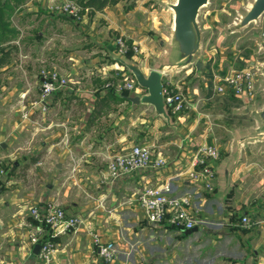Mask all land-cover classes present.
<instances>
[{
    "label": "crops",
    "instance_id": "1",
    "mask_svg": "<svg viewBox=\"0 0 264 264\" xmlns=\"http://www.w3.org/2000/svg\"><path fill=\"white\" fill-rule=\"evenodd\" d=\"M61 1L19 0L13 11H5L12 31L0 41L6 43L0 57V163L7 168L0 180V264H264V166H239L242 153L226 171L223 159L228 151L220 146L214 191L201 190L194 199L205 226L180 233L140 220L135 200L139 184L153 177L162 181L189 166L197 143L213 133L207 123L197 130V120L187 118L186 108L178 113L167 110L168 122L152 104L128 98L144 94L143 87L125 95L109 85L111 70L122 66L118 57L125 56L99 43L101 30L95 21L102 15L113 21L117 14L109 27L124 31L116 2V14L108 5L85 6L83 18L76 19L51 10ZM81 30L94 36L107 60L86 46ZM43 66L59 68L70 82L42 101ZM172 74L163 76L180 85ZM257 95L250 102L262 104L264 98L259 101ZM227 96L244 105L239 95ZM142 106L149 115L140 118ZM138 120L147 123L140 128ZM169 129L173 135H160ZM136 142L162 152L167 159L163 169L158 175L146 170L105 181L108 156ZM171 181L175 193L190 186L184 176ZM49 200L59 201L83 222L55 238V257L47 263L30 245L27 222L33 219L30 205ZM241 215L249 217V225L241 224ZM94 232L103 240H115L119 251L114 260L99 255ZM203 237L209 247L196 242ZM219 255L227 259L215 258Z\"/></svg>",
    "mask_w": 264,
    "mask_h": 264
},
{
    "label": "rangeland",
    "instance_id": "2",
    "mask_svg": "<svg viewBox=\"0 0 264 264\" xmlns=\"http://www.w3.org/2000/svg\"><path fill=\"white\" fill-rule=\"evenodd\" d=\"M76 1L80 3V0ZM171 1L173 0H117L116 8L123 13V17L118 18L119 23L121 27H124V31L119 33L112 26L109 27V25H115L117 12L112 7L115 6V3H108L109 9H112L116 15H114L113 21L105 15L96 18L95 24L101 30L99 32V43L106 44L109 50H116L114 39L118 35H122L129 49L125 54H118L138 63L144 72H148L152 63L162 55L164 51L163 42L170 41L168 29L171 25V10L167 3ZM249 1L209 0L207 5L202 6L198 15L202 38L196 57L203 60V66L198 74L195 73V66L192 64L187 66V68H190L189 70H186L185 67L171 76L173 79L180 80L181 88L186 94L187 105L193 107H186V111L189 112L187 118L197 120V130H203V125L209 124V131H212L216 136L222 147V152L229 151L228 143L232 134L238 129L247 128L256 123V119L250 112L240 110L239 100L229 98L227 94L218 93L214 87L219 77L226 74L231 67L248 65L251 60L254 61V64H264V49L260 48L258 43V39L264 37L261 34L264 29V12L258 22L251 21L244 26L234 24L239 13L247 7ZM85 13H88V11H85ZM89 16L90 21H92L93 15ZM81 33L87 36L86 46H93V54L104 56L106 59L103 60H107L108 57L101 50H97L99 47H97L94 36L84 32V30H81ZM134 45L136 49L131 48ZM89 54L91 55L92 52H89ZM131 55L134 56L129 57ZM254 64H252V67L257 72L256 88L255 95L250 100L255 99L258 94L257 100L261 101L264 94L263 90H259V80L263 78V75ZM43 67L50 68L48 66ZM116 67V69L111 70L112 74L108 76L111 82L109 85L112 87L119 82H123L125 76L132 75L126 66ZM164 79L166 80V76L162 77V80ZM122 91L130 92L128 89ZM124 105H129V102H125ZM143 108V106L138 108L139 117L140 114L146 117L149 115V111H144ZM122 110L124 111V107ZM146 123L145 120L143 122L138 120V127L142 128ZM173 133V130L169 129L167 133L162 131L160 135L168 136L173 135ZM241 153L242 158L239 166H241V163L248 162H252L251 165L255 168L264 166V141H254L243 145ZM200 239L196 242H200L204 248L209 247V240L206 237ZM221 256L215 258L227 259V257Z\"/></svg>",
    "mask_w": 264,
    "mask_h": 264
},
{
    "label": "built area",
    "instance_id": "3",
    "mask_svg": "<svg viewBox=\"0 0 264 264\" xmlns=\"http://www.w3.org/2000/svg\"><path fill=\"white\" fill-rule=\"evenodd\" d=\"M50 8L57 13L83 18V6L76 0H63L54 3ZM261 34L264 36V29ZM114 44L117 53L125 54L129 49L122 35L114 39ZM4 45L5 43H0V57ZM131 48L136 49L135 45ZM256 76L257 72L251 65H237L219 77L214 87L220 94L240 95L245 92L251 99L255 95ZM40 78L42 101L70 82L68 75L57 68L43 67L40 70ZM139 87L132 75L125 76L123 82L114 85L118 91L136 90ZM162 95L165 108L171 113L183 111L187 106L186 94L181 85H173L170 80H162ZM220 155V144L216 136L210 134L208 139L199 141L191 152L189 166L179 169L173 176H168L162 181L153 177L140 183L135 190V200L141 212L140 220L147 225L157 224L164 229L180 233L193 227L205 226L206 218L197 215L200 205L194 199L201 190L209 193L214 191L216 162ZM166 163L167 159L162 152L146 144L132 143L108 156L104 179L113 182L146 170H152L154 175H158ZM6 171L7 168L0 164V180ZM176 175L184 176L190 185L180 193L173 192L171 180ZM29 210L33 217L27 222L30 245L35 247L39 243L38 255L44 262L49 263L54 259L57 249L55 238L59 234L79 228L83 220L77 214L68 213L56 200H49L45 204L33 203ZM240 222L244 226L249 225V217L241 215ZM93 242L104 260L112 261L116 258L119 248L115 240H103L94 232Z\"/></svg>",
    "mask_w": 264,
    "mask_h": 264
},
{
    "label": "water",
    "instance_id": "4",
    "mask_svg": "<svg viewBox=\"0 0 264 264\" xmlns=\"http://www.w3.org/2000/svg\"><path fill=\"white\" fill-rule=\"evenodd\" d=\"M209 0H173L168 2L171 10V25L168 29L170 41L163 42V53L157 61L152 63L148 72H144L138 63L125 57H118L122 65L131 71L137 84L146 89L142 95H130L133 102H146L154 106L155 113L162 115L170 122V115L165 108L162 95V76L168 72L176 73L189 66H195L198 74L203 66V60L197 58L200 49L202 31L198 20L200 8L207 5ZM264 12V0H250L247 7L239 13L234 24L244 26L251 21L258 22ZM260 48L264 49V37L258 39ZM254 64L251 60L248 65ZM263 78L259 80V90L264 91V64H254ZM244 102L240 107L242 112H250L256 119V123L247 128L238 129L231 135L230 147L223 159V166L228 171L241 156L242 146L254 141H264V102L257 104L250 102L248 95L243 92L239 95ZM193 227L192 229H195ZM192 229H186V232ZM40 244H36L34 250L38 252Z\"/></svg>",
    "mask_w": 264,
    "mask_h": 264
},
{
    "label": "trees",
    "instance_id": "5",
    "mask_svg": "<svg viewBox=\"0 0 264 264\" xmlns=\"http://www.w3.org/2000/svg\"><path fill=\"white\" fill-rule=\"evenodd\" d=\"M117 0H80V3L83 5V8L85 6H90L94 8H102L108 3H115ZM7 4L4 5L0 2V41L5 40L8 37V33L12 31L11 28H9V22L5 20V11L7 7L12 8L10 11H13V8L15 7V4L19 2V0H16L14 3L11 2V0H6ZM108 88V87H107ZM123 94H127L126 91H122Z\"/></svg>",
    "mask_w": 264,
    "mask_h": 264
}]
</instances>
